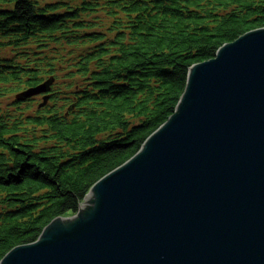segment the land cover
Segmentation results:
<instances>
[{
	"label": "trees",
	"instance_id": "1",
	"mask_svg": "<svg viewBox=\"0 0 264 264\" xmlns=\"http://www.w3.org/2000/svg\"><path fill=\"white\" fill-rule=\"evenodd\" d=\"M263 28L264 0H0V261L140 150L192 66Z\"/></svg>",
	"mask_w": 264,
	"mask_h": 264
},
{
	"label": "water",
	"instance_id": "2",
	"mask_svg": "<svg viewBox=\"0 0 264 264\" xmlns=\"http://www.w3.org/2000/svg\"><path fill=\"white\" fill-rule=\"evenodd\" d=\"M0 264H264V28L192 66L140 150Z\"/></svg>",
	"mask_w": 264,
	"mask_h": 264
}]
</instances>
